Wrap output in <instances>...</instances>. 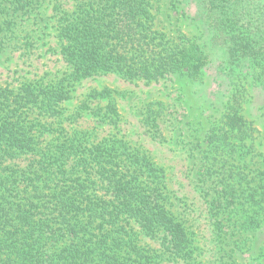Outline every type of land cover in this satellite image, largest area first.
Returning <instances> with one entry per match:
<instances>
[{
    "label": "trees",
    "instance_id": "1",
    "mask_svg": "<svg viewBox=\"0 0 264 264\" xmlns=\"http://www.w3.org/2000/svg\"><path fill=\"white\" fill-rule=\"evenodd\" d=\"M174 1L191 20L192 29L180 42L156 28L151 0H82L62 31V55L73 68L72 79L118 74L150 83L179 74L203 87L210 52L225 48L227 57L239 61L259 83L264 96V0ZM71 98L65 85L24 86L16 94L0 88V151L9 157L35 152L29 130L48 128L41 121L26 126L24 116L40 104L43 115L57 116L59 105ZM246 127L240 99L233 95L208 142L228 153L233 140L244 141ZM58 145L50 153L39 152L41 166L34 177L25 175V182L16 176L24 189L10 191L6 182L9 191L0 188V264H151L135 242L132 222L147 236L164 232L163 245L172 255L191 257L187 231L167 209L163 182L149 160L113 140L84 152L68 142ZM74 157L76 166L66 169ZM83 173L88 180L73 179ZM91 181H101L105 194L91 192ZM228 196L233 206L236 194L230 191ZM250 200L257 208L242 224L246 229L264 223V183Z\"/></svg>",
    "mask_w": 264,
    "mask_h": 264
},
{
    "label": "rangeland",
    "instance_id": "2",
    "mask_svg": "<svg viewBox=\"0 0 264 264\" xmlns=\"http://www.w3.org/2000/svg\"><path fill=\"white\" fill-rule=\"evenodd\" d=\"M81 1L0 0V88L16 94L24 86L65 85L72 95L59 105L57 116L43 115L41 104L24 116L26 126L41 121L48 129L29 130L35 152L9 157L0 151L1 191H7L4 182L10 191L24 189L16 176L25 182V175L34 177L41 166L39 152L50 153L54 144L68 142L84 152L106 140L123 142L156 169L166 207L190 240L191 257L179 258L163 245L164 232L147 236L132 222L135 242L151 264H262L264 223L254 229L242 225L257 208L251 195L264 183V96L259 83L239 61L227 57L225 48L210 52L203 87L179 74L150 83L118 74L75 82L62 55V31ZM151 5L156 28L167 39L180 42L192 29L174 0H151ZM233 95L240 99L246 137L233 140L228 153L218 152L208 134ZM73 165L75 157L66 169ZM78 176L88 180L84 173L73 179ZM87 185L99 197L105 194L101 181ZM230 191L236 194L233 206L227 202Z\"/></svg>",
    "mask_w": 264,
    "mask_h": 264
}]
</instances>
